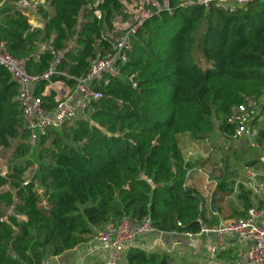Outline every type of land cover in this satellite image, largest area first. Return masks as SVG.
Here are the masks:
<instances>
[{
    "label": "trees",
    "instance_id": "1",
    "mask_svg": "<svg viewBox=\"0 0 264 264\" xmlns=\"http://www.w3.org/2000/svg\"><path fill=\"white\" fill-rule=\"evenodd\" d=\"M180 4L168 0L158 11L146 4L151 16L137 28L120 75L91 85L100 95L93 113L40 135L34 149L17 86L0 67V153L11 152L0 174V264L50 262L124 216L149 218L156 232L176 235L195 236L215 223L200 211L201 193L186 184L195 164L184 150L215 129L235 140L225 119L247 98L259 100L264 114V1L235 13ZM38 13L41 28L19 10L2 13L0 42L25 61L28 75L52 71L49 82L71 92L97 52L110 50L113 19L126 16L121 0H45ZM45 43L50 49L38 54ZM47 85L37 83L34 95L52 111L57 102L42 95ZM255 140L264 151V123ZM226 170L215 181L216 195L229 191ZM238 190L242 211L235 220L252 207L250 192ZM123 264L175 263L131 246Z\"/></svg>",
    "mask_w": 264,
    "mask_h": 264
},
{
    "label": "built area",
    "instance_id": "2",
    "mask_svg": "<svg viewBox=\"0 0 264 264\" xmlns=\"http://www.w3.org/2000/svg\"><path fill=\"white\" fill-rule=\"evenodd\" d=\"M263 1L181 0L180 5L183 8L201 6L205 9H209L211 5H214L222 11L235 13L238 8L249 3ZM7 4V0H0V10L5 8ZM11 4L12 10H19L28 17L29 24L32 27L40 28V24L37 22L41 17L38 8L43 6L44 3L40 0H18ZM165 9H168V6ZM144 13L142 19L135 21L136 25H130L124 29V32L108 37L111 39L110 50L97 52L96 56L90 61L88 72L84 78L78 81V86L73 92L70 91V93L63 95L64 92L61 89L58 91L57 106L52 111L42 108L40 99L34 95L35 85L46 81L49 83V88L57 91L61 87L58 85H62V83L49 82L53 74L52 71L39 76L28 75L25 69V61L10 56L3 43L0 42V67L8 71L12 81L17 86L16 100L22 109V116L29 135L28 144L31 149L37 146L39 136L45 132L59 130L64 125H73L80 118H89L93 113L92 101L100 97L97 92L91 89V85L94 82L116 78L120 75L121 68L128 62V53L132 50V38L137 28L145 19L151 16L148 11ZM95 15L98 19L100 18L99 12H95ZM261 108V102L254 97H250L246 99L243 106L233 108L230 115L225 119V122L234 128L233 138L235 141L256 151L261 149L255 140L254 122L262 119L260 116ZM199 148L198 143H190L188 150L184 151L185 161L194 158L199 152ZM260 161H264V154L261 156ZM36 168V165H34L31 171H36ZM27 183L28 179L24 182V185H27ZM199 208L201 212L205 211L204 203ZM153 232L155 230L149 218L133 222L130 217L124 216L116 224H109L96 232V249L103 256V264H121L126 250L131 246H135L137 240ZM200 235L213 236L214 242L209 246L210 257L196 264H223L216 259L215 255L229 249L228 239L248 243V246L239 253L235 264H264V205L249 208L246 216L241 219L231 222L220 221L215 226L202 225L200 233L195 236ZM185 236L194 237L192 235ZM39 264H50V262Z\"/></svg>",
    "mask_w": 264,
    "mask_h": 264
},
{
    "label": "crops",
    "instance_id": "3",
    "mask_svg": "<svg viewBox=\"0 0 264 264\" xmlns=\"http://www.w3.org/2000/svg\"><path fill=\"white\" fill-rule=\"evenodd\" d=\"M40 1L44 3L45 0ZM12 8V4L9 2L5 8L0 10V16L4 12H12ZM37 22L40 24V28L44 24V20H42L41 17L37 20ZM113 27L114 25L112 22V28ZM46 44L47 43L40 46L38 54L50 48L49 45L47 44L46 46ZM62 85L63 86H61L57 91L47 86L48 88L44 90L42 95L48 99L57 101L59 98L58 91H60V89L64 92L63 95L70 93V89L64 83H62ZM190 143L197 142L188 141L186 148H189ZM206 148H208V146H206ZM204 149L203 144V148L200 149V153L207 152V150L204 151ZM243 160L244 159L235 160L232 156L227 158L226 183L230 184L228 188L229 191L223 194L217 193V195L215 193V181L219 178V174L222 170L221 164L219 163L212 166L210 164V158L207 160H199L201 161V165L198 170H196L197 167H194V173L190 176L186 184L188 187L194 188L201 193L203 203L205 205V218L208 221L212 218L215 220V223L210 226H215L220 221H234L235 213L242 211V203L238 198L239 185H242L246 191L250 192L252 207L260 206L261 202L264 204V161H260V158L253 160L252 162H244ZM194 161V158H191L190 162L193 163ZM243 163H245V167H243ZM6 172L7 168L5 172L0 174L3 176ZM261 181L263 183H261ZM212 202L213 206H211ZM209 211H212V214H210ZM213 242V236L200 235L188 237L185 235L164 234L155 231L140 238L134 245L142 247L148 251L168 254L173 258L175 264H196L205 261L210 257L209 246ZM228 242L229 249L225 252L217 253L215 257L224 264H235L239 253L248 246V243H243L235 239H228ZM96 245L94 237L87 244H84L73 251L66 252L63 256L53 259L50 264H92L95 261L99 262L101 257L103 259V256L99 251H97ZM226 252L231 254L230 260L228 261L222 259V256H224L223 253ZM220 254L223 255L220 256ZM233 255H235V259H232ZM121 264H123V259Z\"/></svg>",
    "mask_w": 264,
    "mask_h": 264
},
{
    "label": "rangeland",
    "instance_id": "4",
    "mask_svg": "<svg viewBox=\"0 0 264 264\" xmlns=\"http://www.w3.org/2000/svg\"><path fill=\"white\" fill-rule=\"evenodd\" d=\"M121 3L124 7L126 16L125 17L116 16L113 19V21H112L113 25H114L113 32L108 33L107 34L108 37L111 35L116 36L117 34L124 32V29L130 25L131 26L136 25L135 21H138L139 19H142L144 17V14H145L144 12H146V10L144 9V6L146 4L153 5L156 8V10L158 11V10H161L167 6L168 0H121ZM58 86H63V85H58ZM260 116L262 117V119H260L259 121L256 120L254 122V128L255 129H257L259 126H261L264 123V121H263L264 120V114L263 115L260 114ZM197 143L200 146L199 149L203 148V144H204V148H205L204 151L207 150V152L200 153V150H199L197 155L194 157L195 161L193 162V164H195V167H197L196 170H198L199 166L201 165L200 164L201 161H199L201 159L207 160V159L211 158L210 164L212 166H215V165L220 163L221 168L225 169L226 168V162H227L226 160L230 156H232L235 160L236 159L237 160L238 159H244L243 160L244 162L245 161L246 162L247 161L252 162L253 160H257L258 158H261V156H263V154H264L263 150L254 151V150H251L249 148H246L244 144H239L235 140L226 139L217 129H215L205 139L197 141ZM206 146H208V148H206ZM187 150H188V148L185 149V152ZM10 155H11L10 151L3 152L0 154V173L6 171L7 162L10 159ZM202 156H204V157H202ZM200 157H201V159H200ZM243 164H244L243 167H245L246 166L245 163H243ZM29 170L30 171L27 172L26 176L29 175L31 170H33V169L31 168ZM253 171H255V170H253ZM261 183H263V182L261 181ZM234 256L235 255H233V257ZM233 257H232V259H235V257L234 258ZM229 259H230V257H229ZM52 261H50V263ZM92 264H103L102 257L100 258L99 262L95 261ZM176 264H180V263H176Z\"/></svg>",
    "mask_w": 264,
    "mask_h": 264
},
{
    "label": "water",
    "instance_id": "5",
    "mask_svg": "<svg viewBox=\"0 0 264 264\" xmlns=\"http://www.w3.org/2000/svg\"><path fill=\"white\" fill-rule=\"evenodd\" d=\"M49 164V162H46V165H48ZM211 206H213V202L211 203Z\"/></svg>",
    "mask_w": 264,
    "mask_h": 264
}]
</instances>
